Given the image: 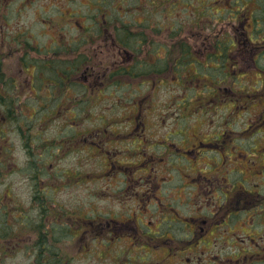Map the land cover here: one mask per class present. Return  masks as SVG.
<instances>
[{
    "label": "rangeland",
    "instance_id": "rangeland-1",
    "mask_svg": "<svg viewBox=\"0 0 264 264\" xmlns=\"http://www.w3.org/2000/svg\"><path fill=\"white\" fill-rule=\"evenodd\" d=\"M88 1L90 7L85 3ZM129 1L128 5L116 2L103 8L96 6V0H38L34 6L26 7L25 19L18 25L9 24V29L25 30V23L26 30L42 43L50 32L47 16L57 18L59 23L72 18L83 25L88 14L96 18L105 14L127 22L137 11L136 21H145L139 27L153 32L162 31L166 18L171 21L170 26L178 19L188 20L193 6L201 8L202 20L227 16V12L216 15L221 4H214V0H174L175 5L167 4L169 8L154 7L147 0L148 9L143 0ZM16 8L17 5L11 8V17L16 16ZM79 27L74 24L71 31L75 47L83 36ZM261 51L264 49L255 50L254 56L261 53L255 64L263 68ZM8 70L18 75L13 66ZM141 72L133 74L132 83L126 78L123 82L127 85L107 88L100 99L97 94L92 98L85 95L76 82L73 93H69L78 99L84 94L81 102L72 98L65 103L66 97L61 96L55 104H48L46 110L40 108L45 102L37 101L0 105V264H51L52 256L56 264H156L151 262L153 255L149 259L146 251L136 247L141 243V234L133 232L134 197L141 196L145 187L140 184H147L150 177L146 171L139 172L141 166L135 163L145 160L150 172L158 171L168 182L172 178L170 185L188 194L192 189L182 186L180 177L197 176L204 167L202 163H207L208 158L213 160V153L207 151L200 157L190 153L185 159L181 157L185 150L198 144L199 139L209 140L224 131H231L234 144H247L241 132L247 124L255 127L262 111L259 84H255L261 80L258 75L247 72L240 76L238 68L234 71L235 78L231 77L233 73L225 78L222 72L202 71L193 73V78L191 73H185L186 79L178 81L176 74L169 71L155 73L152 82L146 84L149 78H144ZM8 105L9 114L5 115ZM57 110L63 114H57ZM50 112L51 115H46ZM130 115L135 127L129 125ZM138 123L139 127L133 131ZM142 128L147 141L135 142L141 140ZM97 129L107 130V137L100 134L95 139L104 150L84 149L78 135L83 130ZM171 142L176 146L170 145ZM140 177L144 181H139ZM38 192L41 198L37 201L34 196ZM179 195L173 191L172 198ZM190 202L175 205L180 215H175L173 222L172 216L157 213L155 217H141L143 223H153L148 234L158 232V237L161 234L175 240L184 238L176 228H181L178 219L193 213ZM94 225L101 227V234ZM146 227L139 230L149 231V226ZM145 236L146 233L141 237ZM143 257L149 261H140ZM172 258L168 257L171 261Z\"/></svg>",
    "mask_w": 264,
    "mask_h": 264
},
{
    "label": "flooded vegetation",
    "instance_id": "flooded-vegetation-1",
    "mask_svg": "<svg viewBox=\"0 0 264 264\" xmlns=\"http://www.w3.org/2000/svg\"><path fill=\"white\" fill-rule=\"evenodd\" d=\"M37 1L0 0L1 106L37 101L45 102L40 108L46 110L48 104H55L61 96L66 97L65 103L72 98L73 101L81 102L84 94L91 98L97 94L100 99V94H104L107 88L127 85L123 82L126 78L132 83L133 74L140 71L144 73V78H149L146 84L152 82L151 76L155 73L169 71L176 74L178 81L186 79L185 73H191L190 77L193 78V73L202 71L222 72L225 78L233 73L231 77L235 78L234 71L238 68L240 76L252 72L261 78L255 84H259L258 100L262 111L255 127L251 128L247 124L241 132L247 144H234L231 131H224L209 140L199 139L198 144L194 143L181 154L187 159L190 153L197 154V157L207 151L213 153V160L208 158L207 163H202L204 167L197 176L180 177L181 185L190 187L192 192L183 194L174 189L170 185L172 178L168 182L163 180L158 171L150 172L145 160L135 163V166H141L139 172L148 173L150 181L140 184L145 187L141 196L136 199L138 194L135 197L133 195L136 200L133 207V232L141 234V243L137 242L140 245L136 247L146 251L145 255H149V259L153 255L151 262L156 264H165V260L169 261L168 264H264V67L255 64L261 53L254 56L255 50L264 49V0H214V4H221L220 9L216 8V15L218 12H227V16L204 20L201 19V8L184 7L190 9L192 17L188 20L178 19L173 26L166 18L161 32L141 29L139 26L145 21H136L134 15L137 11H133V16L127 22L106 17L105 14H101L100 18L88 14L83 25L72 18L59 23L57 18L47 16L50 32L45 34L42 43L26 30L25 23V30L9 29V24L18 25L20 20L25 19L26 7L34 6ZM151 1L154 7L162 5L166 8L169 3L175 5L174 0ZM116 2L130 3L129 0H96V6L105 8ZM143 2L145 9H148V1ZM85 3L90 7V1ZM13 5H17L16 16L11 17ZM211 8L214 9V6L211 5ZM74 24H78L80 31H83L76 47L71 36ZM27 27L31 29V26ZM53 29L59 32L54 33ZM62 29L66 32L61 33ZM12 66L17 76H14V70L9 73L8 68ZM241 66L245 68L241 69ZM76 82L84 90L83 98L78 99L69 93H73V84ZM57 114L62 115L63 112L57 110ZM130 117L132 123L129 125L135 127L133 115ZM138 127L139 123L133 131ZM109 131L114 134V131ZM106 132V129L83 130L78 140L84 149L94 148L96 152L104 150L95 143V139L100 134L107 137ZM140 132L141 140L135 142H146L144 128ZM169 144L176 146L172 142ZM175 150L178 152L179 148ZM191 167L188 165L187 168ZM144 177H140L139 181H144ZM173 191L180 195L172 198ZM187 200L191 201L189 204L193 213L188 218L178 219L181 228H176L177 231L181 230L184 238L175 240L172 236L161 234L158 237V232L148 234L153 229V223H143L141 217H155L157 213L162 217L172 216L170 222H173L174 216L180 215L175 205L179 203V207L183 206ZM146 226H149V231L139 230ZM93 227L101 234V227ZM144 233L146 236L141 237ZM170 256L173 257L172 261L168 259ZM144 259L140 261H147ZM50 261L56 264L53 256Z\"/></svg>",
    "mask_w": 264,
    "mask_h": 264
},
{
    "label": "trees",
    "instance_id": "trees-1",
    "mask_svg": "<svg viewBox=\"0 0 264 264\" xmlns=\"http://www.w3.org/2000/svg\"><path fill=\"white\" fill-rule=\"evenodd\" d=\"M10 105V104H9ZM8 105V107H7V112L10 110V106ZM9 114V113H8ZM40 195V196H39ZM35 198H37V201L39 200V198H41V194H37L36 196H35Z\"/></svg>",
    "mask_w": 264,
    "mask_h": 264
}]
</instances>
